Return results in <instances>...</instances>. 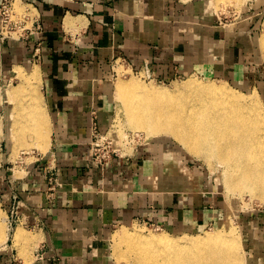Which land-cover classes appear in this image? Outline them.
Instances as JSON below:
<instances>
[{
    "label": "crops",
    "instance_id": "obj_1",
    "mask_svg": "<svg viewBox=\"0 0 264 264\" xmlns=\"http://www.w3.org/2000/svg\"><path fill=\"white\" fill-rule=\"evenodd\" d=\"M27 1L37 5L43 31L0 43V195L10 219L12 196L20 195L27 224L12 225L0 264H113L108 241L116 224L152 222L173 233L217 224L224 206L211 186L203 190L209 184L201 176L196 181L184 172V180L155 182L165 169H186L169 139L140 143L129 156L101 166L90 157L91 131L96 124L106 132L111 124L113 80L121 66L160 81L205 74L243 83L254 22L207 27L187 16L194 4L186 0ZM38 40L42 49L35 57ZM35 67L50 140L44 152L21 151L14 159L8 133L16 106L5 89L20 78L17 68L30 73ZM49 164L62 183L51 202L43 194ZM248 240L247 264H264V232Z\"/></svg>",
    "mask_w": 264,
    "mask_h": 264
},
{
    "label": "bare ground",
    "instance_id": "obj_2",
    "mask_svg": "<svg viewBox=\"0 0 264 264\" xmlns=\"http://www.w3.org/2000/svg\"><path fill=\"white\" fill-rule=\"evenodd\" d=\"M259 41L264 53V32ZM17 72L25 84L13 85L9 102L17 100L15 103L19 104L23 91L39 78V69L35 67L27 75L21 68ZM195 77L175 84L174 89L144 84L135 77L120 80L116 93L125 108L126 124L158 139L160 134L163 138L173 137L192 154L219 160L226 167L228 189L259 190V197L264 200V103L256 93L246 99L234 87ZM34 86L29 102L21 101L12 111L11 127L20 142L26 131L33 132L36 146L42 148L48 146L50 129ZM177 168L176 172L165 169L157 174V179L184 180L185 174ZM9 227L0 214V248L8 242ZM136 231L120 227L113 235L114 253L127 264H247L235 227L193 236L146 235Z\"/></svg>",
    "mask_w": 264,
    "mask_h": 264
},
{
    "label": "rangeland",
    "instance_id": "obj_3",
    "mask_svg": "<svg viewBox=\"0 0 264 264\" xmlns=\"http://www.w3.org/2000/svg\"><path fill=\"white\" fill-rule=\"evenodd\" d=\"M71 1V0H66ZM81 1V0H80ZM187 2L185 4L193 3L194 7L191 5L189 6V9L187 8V13L190 15H187L188 17L192 16L193 18H201L206 21V26L208 27L209 24L216 23L219 25L224 24H236L237 20L245 19L251 20L254 22L255 26V43L250 55V58H248V61L246 63L248 64V69L244 71V82L243 83H236L233 81V79L230 78H223V77H209L205 74H195L196 79L198 80H210L211 82L222 85L223 83L226 86L234 87L238 91L242 92L241 94L246 98L250 99L252 94H257L262 102L264 103V53L262 52V48L260 45L259 38L261 37L262 33L264 32V0H186ZM258 9V10H255ZM258 11V12H256ZM249 15V17L247 16ZM192 21H195L192 19ZM197 24V25H196ZM198 26L200 23L191 24V26ZM225 26V25H224ZM229 26V25H228ZM122 63V62H120ZM119 63V64H120ZM118 76L113 80L114 86V96L112 95V100L114 99V111H113V119L111 121V124L107 128V135L114 138L118 146L121 148L122 154H131L134 149L138 146L140 143H146V142H154L159 140L158 138H155L153 135H147L145 131L142 130H135L129 127L126 124V114H125V108L123 106V102L120 100L116 93V86L118 85L120 80H129L131 78H137L139 81H141L144 84H152L158 87H167L168 89H174L176 86L175 84L182 83L184 80H186L189 77L195 76V75H187L182 76L179 78H176L174 80L170 81H159L152 78H147L144 71H128V73L124 70L123 66L119 67L118 69ZM26 70L23 69V72L25 75H27L29 72H25ZM40 76V75H39ZM20 77V76H19ZM41 78L39 77L37 80H35V84L32 83L30 86L26 88V90L23 91L21 94V103H27L29 102V96L32 93L33 86L37 88V94L38 93V87L40 83ZM25 84V80L22 77L14 80V86H18L20 84ZM0 85H2L0 83ZM27 85V84H26ZM13 86H9V88L6 87L5 93L8 92V90ZM0 96L1 94V88H0ZM8 101V99H7ZM14 102H17L15 100ZM18 103V102H17ZM15 106H18L19 104L14 103ZM45 111V109H44ZM47 117V116H46ZM13 117L11 118L10 122H12ZM9 133L12 138V142L9 140L12 144V155L14 159H17L21 153V151H24L26 153H30L31 156H33V150L35 151H41L44 152L47 148L46 147H38L36 146L37 143H35L36 136H33L34 133L30 131L25 132L27 134L23 135L25 138L22 142L25 145L22 144L19 140L15 139L17 137L16 132L12 130L11 124L9 126ZM93 131H91L92 133ZM24 134V133H23ZM14 136V137H13ZM9 137V135H8ZM33 137V138H28ZM160 139L163 138L162 134H160ZM28 138V139H27ZM9 139V138H8ZM164 139H169L172 143V147L174 148V151L177 152V154L183 158L185 161V168L179 164L177 170L181 173L186 172L187 176H189L192 180H199L197 178L198 176H201V181L205 182L208 185L206 187H203V190L205 191L207 188L211 186L210 189L214 192H217L219 197L222 200V204L224 206L223 211V217L221 220L214 225H209L207 227H203L201 229L197 230H189L184 232H178L173 233L167 230H164L162 227L152 223V222H136V223H121L116 224L113 227V230L111 232L109 241H108V252L109 257L113 264H127L125 259L119 260L114 253V243L115 238L114 234L115 232L120 229V227H125L129 231L134 233L136 229L140 230L139 233L143 234H169L171 236H177V235H184V234H203L206 232H213L217 229H230L232 227H235L238 234L240 241L242 242V257L243 260L246 262L247 257L249 256V245H248V238L249 237H257L262 235L264 232V200H262L259 197V190L251 189V188H244L243 191L238 190H232L228 189L226 185V167L223 163H221L219 160L215 158H211L208 160V158L205 159L204 156H198L192 154L185 146H183L178 140H176L173 137H165ZM158 142L164 143L166 141L159 140ZM179 142V143H178ZM181 147V148H180ZM183 148V149H182ZM194 155V156H193ZM129 156V155H128ZM202 157V158H201ZM198 158V160H197ZM185 170V171H184ZM226 171V172H225ZM185 176V175H184ZM186 179V177H185ZM155 182L158 181L157 176L155 178ZM154 182V181H153ZM213 187V189H212ZM0 214L3 221H5V225L9 226V216L7 215V211L5 208L0 204ZM21 227V226H20ZM23 229L24 233H27V231ZM16 228L9 227L8 233L9 238H12V234L14 233V230ZM137 232V231H136ZM176 234V235H175ZM191 235V236H193ZM18 239V238H17ZM1 249V248H0ZM25 248L23 247V250ZM21 251L19 255L23 256L24 251ZM247 263V262H246Z\"/></svg>",
    "mask_w": 264,
    "mask_h": 264
},
{
    "label": "built area",
    "instance_id": "obj_4",
    "mask_svg": "<svg viewBox=\"0 0 264 264\" xmlns=\"http://www.w3.org/2000/svg\"><path fill=\"white\" fill-rule=\"evenodd\" d=\"M43 31V23L40 11L35 3L27 0H1L0 2V43L6 41L17 40L25 41L31 39L34 35ZM42 45L38 40L35 43L34 55L39 56ZM113 64H118L115 59ZM147 78L155 79L150 73H145ZM156 80V79H155ZM160 81V80H159ZM91 134L90 157L91 160L104 166L111 162L116 156L127 157L129 154H122L121 148L118 146L113 137L108 136L106 132L99 130L94 124ZM47 173V181L44 184L43 194L48 202L54 200L62 183L59 180L57 167L55 164H49L44 168ZM13 204L10 208L9 226L22 223L27 224L24 217L19 212V204L21 202L20 195L14 193L12 196ZM0 204L3 206V198L0 195Z\"/></svg>",
    "mask_w": 264,
    "mask_h": 264
}]
</instances>
